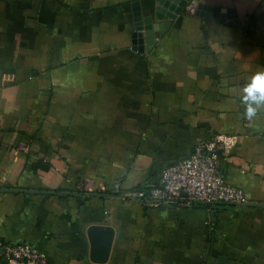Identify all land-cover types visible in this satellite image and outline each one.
<instances>
[{
    "label": "crops",
    "instance_id": "crops-1",
    "mask_svg": "<svg viewBox=\"0 0 264 264\" xmlns=\"http://www.w3.org/2000/svg\"><path fill=\"white\" fill-rule=\"evenodd\" d=\"M154 0H0V245L47 264H95L89 226L115 230L105 264H264V112L243 86L264 70V0H196L143 52ZM197 6V8H198ZM244 205L152 208L123 194L216 136ZM0 264L8 261L0 248Z\"/></svg>",
    "mask_w": 264,
    "mask_h": 264
},
{
    "label": "built area",
    "instance_id": "built-area-1",
    "mask_svg": "<svg viewBox=\"0 0 264 264\" xmlns=\"http://www.w3.org/2000/svg\"><path fill=\"white\" fill-rule=\"evenodd\" d=\"M197 6L198 2L191 0L185 13L193 15ZM236 143L235 136H216L197 146L189 159L167 168L158 186L126 192L123 198L152 208L220 203L244 205L248 201L243 191L228 184L221 169V156L229 153ZM0 248L4 257L15 264H47L46 256L31 246L5 244Z\"/></svg>",
    "mask_w": 264,
    "mask_h": 264
},
{
    "label": "water",
    "instance_id": "water-1",
    "mask_svg": "<svg viewBox=\"0 0 264 264\" xmlns=\"http://www.w3.org/2000/svg\"><path fill=\"white\" fill-rule=\"evenodd\" d=\"M191 0H154L149 6L148 14L137 13L134 16L133 48L143 52L144 44L153 47L157 39L163 37L172 27L173 21L182 16ZM207 9L214 18H224V10L207 8L200 4L197 15L203 16L201 10ZM90 243V259L95 264H105L111 253L115 230L108 225L94 224L87 230Z\"/></svg>",
    "mask_w": 264,
    "mask_h": 264
},
{
    "label": "clouds",
    "instance_id": "clouds-1",
    "mask_svg": "<svg viewBox=\"0 0 264 264\" xmlns=\"http://www.w3.org/2000/svg\"><path fill=\"white\" fill-rule=\"evenodd\" d=\"M241 102L245 106L244 117L249 121L264 112V70L256 71L243 86Z\"/></svg>",
    "mask_w": 264,
    "mask_h": 264
}]
</instances>
